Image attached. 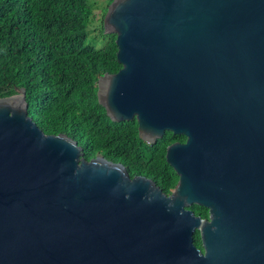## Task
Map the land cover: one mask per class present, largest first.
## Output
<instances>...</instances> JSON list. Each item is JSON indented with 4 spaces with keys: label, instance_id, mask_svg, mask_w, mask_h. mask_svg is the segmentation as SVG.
Returning <instances> with one entry per match:
<instances>
[{
    "label": "water",
    "instance_id": "1",
    "mask_svg": "<svg viewBox=\"0 0 264 264\" xmlns=\"http://www.w3.org/2000/svg\"><path fill=\"white\" fill-rule=\"evenodd\" d=\"M103 26L122 69L99 104L150 145L187 138L167 149L178 185L87 161L16 89L0 99V264H264V0H114Z\"/></svg>",
    "mask_w": 264,
    "mask_h": 264
},
{
    "label": "trees",
    "instance_id": "2",
    "mask_svg": "<svg viewBox=\"0 0 264 264\" xmlns=\"http://www.w3.org/2000/svg\"><path fill=\"white\" fill-rule=\"evenodd\" d=\"M94 15L90 0H0V99L25 89L29 115L45 135H66L83 148L87 161L102 155L125 166L132 179H151L170 195L179 176L167 162V149L185 138L167 132L150 145L140 138L136 120L115 123L107 115L98 81L122 65L117 36L105 34L104 20L102 47L90 41ZM188 209L209 216L204 207ZM194 240L203 250L199 232Z\"/></svg>",
    "mask_w": 264,
    "mask_h": 264
},
{
    "label": "rangeland",
    "instance_id": "3",
    "mask_svg": "<svg viewBox=\"0 0 264 264\" xmlns=\"http://www.w3.org/2000/svg\"><path fill=\"white\" fill-rule=\"evenodd\" d=\"M108 2L109 0H90V3L94 6V9H95L94 20L90 27V30L93 31L91 33L92 36H90V41L95 42L98 47H102V44H103L104 38L102 37V35L100 36L99 31H101V23H102V20H104L103 15H104L105 8L108 6Z\"/></svg>",
    "mask_w": 264,
    "mask_h": 264
},
{
    "label": "flooded vegetation",
    "instance_id": "4",
    "mask_svg": "<svg viewBox=\"0 0 264 264\" xmlns=\"http://www.w3.org/2000/svg\"><path fill=\"white\" fill-rule=\"evenodd\" d=\"M182 137H184L185 138V140L183 141V142H176V143H186V141H187V138L185 137V136H182ZM208 218H209V216H208ZM208 218H204V219H208Z\"/></svg>",
    "mask_w": 264,
    "mask_h": 264
}]
</instances>
